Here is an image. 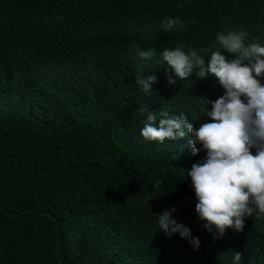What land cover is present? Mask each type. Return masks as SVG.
Returning a JSON list of instances; mask_svg holds the SVG:
<instances>
[{
    "label": "trees",
    "instance_id": "16d2710c",
    "mask_svg": "<svg viewBox=\"0 0 264 264\" xmlns=\"http://www.w3.org/2000/svg\"><path fill=\"white\" fill-rule=\"evenodd\" d=\"M166 17L186 27L164 31ZM228 30L264 45V0H0V264H264V220L214 239L198 219L186 170L206 153L140 134V107L206 122L197 97L224 89L195 70L170 85L162 52L207 60ZM139 75L157 77L152 94ZM173 207L198 251L159 230Z\"/></svg>",
    "mask_w": 264,
    "mask_h": 264
},
{
    "label": "clouds",
    "instance_id": "9594fccd",
    "mask_svg": "<svg viewBox=\"0 0 264 264\" xmlns=\"http://www.w3.org/2000/svg\"><path fill=\"white\" fill-rule=\"evenodd\" d=\"M185 27L180 18L166 17L162 21L164 31ZM248 37L244 30L217 33L215 39L222 51H212L207 60L201 55L204 49L185 44L164 48L162 52L170 85H176L178 80L188 81L195 70L199 79L216 77L224 89L215 101L197 97L206 105V122L194 126L183 113L170 115L163 108L158 113L144 107L138 109L141 115L147 113L140 132L145 141L164 144L190 137L193 154L206 153L186 172L196 193L198 219L214 239L223 238L228 230L242 233L249 218L264 220V45L248 42ZM138 55L151 60L156 50L139 51ZM157 82L155 75L136 77L141 90L149 95ZM163 182L157 180L155 187ZM176 212L173 207L155 215L159 230L169 237L178 233L198 251L199 238L173 218ZM228 253L232 264H241L240 252Z\"/></svg>",
    "mask_w": 264,
    "mask_h": 264
}]
</instances>
